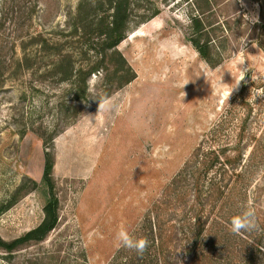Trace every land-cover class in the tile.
<instances>
[{
	"label": "rangeland",
	"instance_id": "1",
	"mask_svg": "<svg viewBox=\"0 0 264 264\" xmlns=\"http://www.w3.org/2000/svg\"><path fill=\"white\" fill-rule=\"evenodd\" d=\"M80 1L0 0V65H8L15 53L22 57L24 43L28 52L42 50L45 39L73 51L77 66L95 62L101 49L97 35L92 34L95 26H85L71 36L76 23L82 26L75 18ZM133 1L135 15L157 6L160 13L129 31L119 44L136 77L111 94L116 108L107 117L94 119L99 103L92 98L102 97L113 77H106L115 68L110 61L88 78L92 102L51 144L40 135L53 134L56 124V112L47 103H55L68 86L53 85L50 80L42 84L32 70L9 80L0 75V205L24 185L16 203L0 215L3 238L21 236L41 222L49 196L42 180L48 151L54 159L60 219L43 246L52 249L56 243L63 244L64 254L84 250L89 264H110L119 249L116 232L121 228L130 234L136 231L192 152L200 145L202 152L216 146V128L224 131L219 143H237L240 138L241 145L248 147L247 157L255 149L263 163L258 177V220L264 223V30L251 24L261 21L259 3ZM199 7L206 10L210 23L227 20L230 25L227 31H212L214 40L222 41L223 62L217 66L208 64L190 42L192 17ZM31 35L38 40L33 45ZM162 45L167 49L162 50ZM45 53H39L37 65L50 62ZM35 86L41 92L32 90ZM24 91L28 97L22 101ZM22 112L26 121L34 123V131L24 136L15 126ZM133 114L138 119L136 127L130 123ZM12 263L0 259V264Z\"/></svg>",
	"mask_w": 264,
	"mask_h": 264
},
{
	"label": "trees",
	"instance_id": "2",
	"mask_svg": "<svg viewBox=\"0 0 264 264\" xmlns=\"http://www.w3.org/2000/svg\"><path fill=\"white\" fill-rule=\"evenodd\" d=\"M257 2L262 18L251 24L260 31L264 30V0ZM85 7L89 9L85 10ZM197 10L198 13L192 17L190 42L208 64L217 66L223 62L219 45L222 41L217 43L212 31H227L230 28L229 22L218 21L213 25L205 17L206 10L201 7ZM134 12L133 0L80 1L75 18L82 26L76 23L71 36L78 35L79 29L83 30L85 26H95L92 34L97 35L101 49L96 54L97 60L91 65L83 66V63L77 66V56L73 51L65 49L64 44L49 43L47 39L46 47L42 50L28 52L27 43H24L22 57L18 58L15 53L10 57L8 65H0V75L2 78L7 75V80L20 78V74L32 70V75L38 76L36 80L42 84L50 82L53 85L68 86L66 94L59 96L55 103H47L52 106L50 110H54L57 117L53 134H40L46 144L54 142L55 136L76 121L84 107L92 102L88 78L92 73L100 71L99 68L107 61L115 68L111 73H106V77H113H109L103 89L104 95L110 97L136 77L118 46L129 31L158 15L160 7H155L149 13L135 15ZM86 36L82 34V37ZM30 38L31 45L38 41L36 36L31 35ZM41 51L46 52L44 56L50 58L45 67L37 65ZM32 90L41 92L36 86ZM27 94L24 91L20 100L27 98ZM19 114L20 111L15 116ZM33 124L32 121H26L25 113L22 112L15 126L18 133L24 136L27 131H34ZM44 131L47 133L48 127ZM215 132L213 142L216 146L211 145L202 152L200 145L192 152L164 189L162 199L153 204V209L144 216L132 234L147 238L150 242L148 249L143 255H138L135 251L119 247L110 264H264V223L258 220L261 199L258 177L263 163L257 160L255 149L247 157L248 147L241 145L240 138L237 143L228 141L221 144L219 142L224 131L216 128ZM53 169L54 159L47 151L42 180L49 196L43 207V218L36 227L21 236L7 240L0 235L2 261L15 264H89L84 250L75 251L71 256L64 254L63 244L56 243L52 249L43 246L57 229L60 219V199L55 193ZM33 184L37 186L36 181ZM23 187L20 186L9 201L1 203L0 215L16 203L17 195ZM245 205L255 208L258 228L239 235L233 234L230 231L231 217L238 214Z\"/></svg>",
	"mask_w": 264,
	"mask_h": 264
},
{
	"label": "clouds",
	"instance_id": "3",
	"mask_svg": "<svg viewBox=\"0 0 264 264\" xmlns=\"http://www.w3.org/2000/svg\"><path fill=\"white\" fill-rule=\"evenodd\" d=\"M162 50L167 49V45L161 46ZM244 61L242 62V64ZM188 82L185 83V85ZM99 101L98 104V115L94 117H107L108 115L112 114L116 108V104L113 98L104 95L100 98H92ZM143 106H138V112L142 111ZM93 118L89 117L91 121ZM130 123L133 127L138 126V119L137 115L133 114L130 118ZM258 228V224L256 222V210L251 205H245L242 207L241 211L233 215L230 220V231L233 234H241L245 232H251ZM115 240L117 242L118 247H122L131 251H135L138 255H143L144 252L148 249L150 242L145 237H135L134 235L130 234L128 230L121 228L115 234Z\"/></svg>",
	"mask_w": 264,
	"mask_h": 264
}]
</instances>
